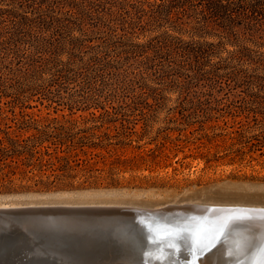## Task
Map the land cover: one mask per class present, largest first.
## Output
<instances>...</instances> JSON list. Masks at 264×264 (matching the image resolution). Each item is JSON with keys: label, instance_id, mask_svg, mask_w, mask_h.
Masks as SVG:
<instances>
[{"label": "rangeland", "instance_id": "obj_1", "mask_svg": "<svg viewBox=\"0 0 264 264\" xmlns=\"http://www.w3.org/2000/svg\"><path fill=\"white\" fill-rule=\"evenodd\" d=\"M82 1L0 0V139L7 133L26 139L61 125L96 135L76 146L74 177L53 185L60 172L18 161L14 183L0 189V205L263 208L264 148H251L249 137L263 129L264 109L251 100L255 82L235 76L263 71L220 57L239 46L264 53V30L239 29L192 69L183 52L147 62L126 53L125 41L145 42L168 27L146 26L145 17V29L127 33L130 18L110 10L115 0L81 21L75 3ZM171 33L220 40L195 34L191 25ZM78 36L81 50L69 45ZM147 93L155 99L138 101ZM55 149L63 155L66 146Z\"/></svg>", "mask_w": 264, "mask_h": 264}, {"label": "trees", "instance_id": "obj_2", "mask_svg": "<svg viewBox=\"0 0 264 264\" xmlns=\"http://www.w3.org/2000/svg\"><path fill=\"white\" fill-rule=\"evenodd\" d=\"M99 1V4H95L92 0L76 2L75 5L79 9V16H81L77 18L83 21L86 17L100 16L94 15L92 10L96 7L95 11H98L101 5L110 2ZM113 7L118 9L115 10ZM110 10L112 13L119 11L118 13L121 12L123 16L130 18V27L129 30H126L129 34L136 33V30L140 28L145 29L143 25L145 17L148 18L146 26L168 27V30L145 42H134L132 39H128L125 41L126 53L144 57L145 61L150 62L161 58L164 54L183 52L187 65L191 69L194 66L205 64L204 58L211 56L212 53L223 47L226 44L225 39L237 36L239 29L264 30V0H115L111 4ZM18 16L12 15V17ZM189 25L195 34L217 36L220 37V40L217 43L193 39L184 40L171 33V30L183 31L184 27ZM69 45L73 49L81 50L84 47V39L82 36L75 37L69 41ZM254 52L247 46H239L233 51H228L226 57L221 56L220 58L224 62L247 60L256 65L257 69L263 71V74L244 71L235 76H239L245 81L255 82L257 92L251 96V100L264 109V96L260 94L264 90V53L256 54ZM73 57L71 53L65 62L66 69H71L70 64ZM49 61L51 62V59ZM202 74L200 73V76ZM213 75L218 78L221 76V74ZM149 98H154V95L147 93V95L141 96L138 101ZM249 111L258 115L254 108H250ZM94 115L96 116V114ZM262 115L263 129L249 137L250 147L259 148L258 150L264 148V113ZM96 119L98 118L96 117ZM255 121H258V118ZM89 130L80 128L76 131L75 128L64 125L53 126L51 130H40L38 134L26 139L12 137L7 133L6 137L0 139V189L5 191L14 183L11 175L16 174L14 165L20 160L27 167L34 166L44 170L43 168L48 166L53 172H60L55 177L56 179L50 183L51 185L63 178L74 177L71 173L75 170L73 163L78 161L77 157L79 156L77 152H74L77 150L76 146H85L90 136H96L95 134L88 136ZM52 145L66 146V149L62 151L63 155H60L56 149L51 152ZM50 184L45 183V185Z\"/></svg>", "mask_w": 264, "mask_h": 264}, {"label": "bare ground", "instance_id": "obj_3", "mask_svg": "<svg viewBox=\"0 0 264 264\" xmlns=\"http://www.w3.org/2000/svg\"><path fill=\"white\" fill-rule=\"evenodd\" d=\"M93 204H52L50 206L112 207L114 205L112 203L111 205H105L107 203L104 205ZM34 206L47 205H28V207ZM21 207L25 206L0 205V209ZM160 208L164 207L156 209ZM180 209H177L179 211H177L178 216L176 218L164 221L168 226H171L167 229L170 243L156 244L147 249H142L147 244L144 242L135 243L132 248L121 243L122 249L118 250L110 247L112 245L109 246L106 242H98L96 241L97 239H93L95 242H83V248L69 250L65 257L71 264H134L137 261L138 253L144 251H148L152 258H157V262L161 264H179V257H182V260H190L188 263L198 260L197 264H253L254 261L260 259L261 246L264 245V222L260 220V213L264 207H258L255 209L256 211H252V209L240 214L238 211L226 212L224 215L216 211L206 212L203 209L197 210L187 207H181ZM244 216L249 218L236 223L226 224L233 217ZM47 218H51L47 220L53 221L42 225L30 222L23 223L20 227L13 225L0 227V244L3 232H16L22 236L16 237V246L29 247L32 253H37L45 247H50L60 252L63 243H65L62 239L69 235L91 238V234L93 236L97 234L95 230L103 231L110 225L114 227L115 234L120 232L118 229L123 228V225H132L131 223H122L117 219H109L111 216L102 212L61 213L57 216H48ZM222 225L226 226L222 227ZM239 226L243 228L240 234L237 233ZM198 231L203 232L212 241L211 246L203 252L198 251L196 239ZM236 233L239 234L238 237L240 236L245 241V244H241L239 248L230 242L231 238L235 239ZM205 243H207V240ZM170 244H173V246L169 247ZM99 245H103V247L94 250L93 246ZM186 250H189L188 254H185ZM88 251L92 254H89ZM189 255L191 256L188 257Z\"/></svg>", "mask_w": 264, "mask_h": 264}, {"label": "water", "instance_id": "obj_4", "mask_svg": "<svg viewBox=\"0 0 264 264\" xmlns=\"http://www.w3.org/2000/svg\"><path fill=\"white\" fill-rule=\"evenodd\" d=\"M183 208L180 205H168L160 209H141L131 207H68V206H34V207H21V208H7L0 209V227L4 226H17L20 227L23 223H36L42 225L46 222L53 220H47L48 216H57L61 213H95L102 212L111 216L109 219H117L122 223H131L132 225H123L115 234L113 226H107L103 231L95 230L97 234H91V238H82L74 235H69L62 239L65 241L60 252L53 248L45 247L39 250L37 253H32L29 247L16 246V237H22L16 232H3L2 241L0 244V264H71V262L65 257L69 250L83 248V242L91 243L95 242L93 239H97L98 242H106L110 247L121 250V243L127 245L129 248L133 247V244L138 242L147 243L142 249L150 248L156 244L170 243L167 235V229L171 226L164 221L166 219L176 218L177 209ZM187 208L205 210L206 212L216 211L224 215L226 212L238 211L242 212L256 211V208H249L243 206H220V205H204V204H187ZM181 210V209H180ZM264 210V209H262ZM259 215V214H257ZM243 225V224H242ZM169 227V228H168ZM174 228V227H173ZM243 228L239 226L237 233L240 234ZM235 235V239L231 238L232 245H237L238 248L245 241L239 234ZM231 234V232H229ZM232 236V235H231ZM171 245V244H170ZM173 246V244H172ZM169 246V247H172ZM103 247V245L93 246L94 250ZM165 248V246H163ZM167 248V247H166ZM216 249V248H214ZM42 251V252H40ZM189 250L185 251L188 254ZM89 254H92L88 251ZM189 255L188 257H190ZM179 257V264H193L188 263L190 260H182ZM156 259L152 258V255L148 251L138 253L137 261L134 264H161L154 262ZM198 260L196 261L197 264Z\"/></svg>", "mask_w": 264, "mask_h": 264}, {"label": "snow or ice", "instance_id": "obj_5", "mask_svg": "<svg viewBox=\"0 0 264 264\" xmlns=\"http://www.w3.org/2000/svg\"><path fill=\"white\" fill-rule=\"evenodd\" d=\"M248 218L249 217H247V216H244V217H233L232 220L231 221H227L226 224L236 223V222H239L241 220L248 219ZM260 220H261V222H264V210H261ZM223 226H226V225H222V227ZM196 239H197V245H198V251L199 252H203V251H205L206 249H208L211 246L212 241L209 240L208 237L203 232H199L198 231ZM213 239H214V237H213ZM206 240H207V243H205ZM169 246H172V245H169ZM193 264H196L195 260L193 261ZM253 264H264V245L261 246L260 259L257 260V261H254Z\"/></svg>", "mask_w": 264, "mask_h": 264}]
</instances>
